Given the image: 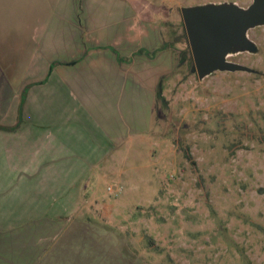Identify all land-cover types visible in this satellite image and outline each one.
I'll return each instance as SVG.
<instances>
[{
    "label": "crops",
    "instance_id": "1",
    "mask_svg": "<svg viewBox=\"0 0 264 264\" xmlns=\"http://www.w3.org/2000/svg\"><path fill=\"white\" fill-rule=\"evenodd\" d=\"M138 1L0 0V264H103L113 220L78 196L147 139L169 69L167 12Z\"/></svg>",
    "mask_w": 264,
    "mask_h": 264
},
{
    "label": "rangeland",
    "instance_id": "2",
    "mask_svg": "<svg viewBox=\"0 0 264 264\" xmlns=\"http://www.w3.org/2000/svg\"><path fill=\"white\" fill-rule=\"evenodd\" d=\"M145 1L167 12L166 105L155 100L145 141L108 154L87 188L96 194L78 196L113 220L95 247L103 264H264V23L246 28L245 43L222 57L241 69L198 74L183 17L188 8L246 9L254 0ZM114 185L119 190L109 193ZM83 207L79 212L93 213Z\"/></svg>",
    "mask_w": 264,
    "mask_h": 264
},
{
    "label": "water",
    "instance_id": "3",
    "mask_svg": "<svg viewBox=\"0 0 264 264\" xmlns=\"http://www.w3.org/2000/svg\"><path fill=\"white\" fill-rule=\"evenodd\" d=\"M184 27L193 66L198 74L238 70L241 66L222 57L233 44L243 45V32L264 23V0H254L246 9L235 5H208L184 10Z\"/></svg>",
    "mask_w": 264,
    "mask_h": 264
},
{
    "label": "trees",
    "instance_id": "4",
    "mask_svg": "<svg viewBox=\"0 0 264 264\" xmlns=\"http://www.w3.org/2000/svg\"><path fill=\"white\" fill-rule=\"evenodd\" d=\"M165 45L168 46L167 39L165 40V42H164L162 47H164ZM156 99L158 101H161L163 105H166L165 102H164V98L161 96V89H160L159 86H158L157 91H156ZM0 128H3V126H0ZM178 147L181 149L184 157L187 160H189L190 163L195 164V161L193 160V157H192V155L190 153V148H189L188 144L186 142H184V140H181V142H178Z\"/></svg>",
    "mask_w": 264,
    "mask_h": 264
},
{
    "label": "built area",
    "instance_id": "5",
    "mask_svg": "<svg viewBox=\"0 0 264 264\" xmlns=\"http://www.w3.org/2000/svg\"><path fill=\"white\" fill-rule=\"evenodd\" d=\"M115 188L113 186H108L107 187V190L109 193H115L117 190H119L118 186L117 185H114Z\"/></svg>",
    "mask_w": 264,
    "mask_h": 264
}]
</instances>
